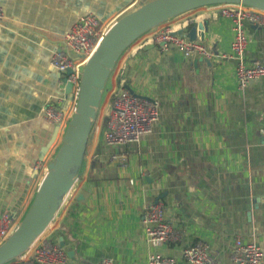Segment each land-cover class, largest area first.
<instances>
[{
    "label": "crops",
    "instance_id": "1",
    "mask_svg": "<svg viewBox=\"0 0 264 264\" xmlns=\"http://www.w3.org/2000/svg\"><path fill=\"white\" fill-rule=\"evenodd\" d=\"M159 1L0 0L6 15L0 25V218L7 214L21 224L62 146V131L49 144L65 127L49 124L41 112L62 99L61 109L72 114L67 75L50 66L65 33L86 14L112 26ZM221 15L219 6H208L164 23L208 46L212 58L185 57L175 46L163 52L150 34L125 50L106 84L73 189L42 234L63 249L65 264L104 258L152 264L156 256L189 264L182 249L202 240L221 264H236V238L255 240L264 254V78L238 89L237 59L223 57L232 54L234 23ZM244 24L246 60L264 65V27ZM125 83L159 102V120L139 142L108 145L111 95ZM156 202L181 234L160 246L144 224L145 209ZM19 259L5 264H23Z\"/></svg>",
    "mask_w": 264,
    "mask_h": 264
},
{
    "label": "built area",
    "instance_id": "2",
    "mask_svg": "<svg viewBox=\"0 0 264 264\" xmlns=\"http://www.w3.org/2000/svg\"><path fill=\"white\" fill-rule=\"evenodd\" d=\"M218 6L221 16L231 19L234 23L232 54L230 57H223L237 59L235 80L238 89L243 92L252 81L264 78V65L258 61L249 63L244 55L250 42L244 22L248 21L251 25L264 27V11L243 4ZM5 17V11L0 6V25L4 23ZM110 28L111 26L102 24L94 14H86L65 33L62 46L51 54L50 66L60 73H65L67 82L72 84V114L69 115L61 109L60 104L63 101L61 99L56 103L48 102L43 107L41 112L43 120L57 128L63 126L67 130L77 108L85 65ZM153 30L150 34L151 39L163 52L175 46L185 57L193 54L207 58L214 57L208 46L197 41L185 40L166 25H160ZM70 70L72 73L68 75ZM109 111L104 141L113 146L139 142L143 135L152 132L153 124L159 120V102L148 95L139 94L127 84L111 95ZM66 130L58 131L65 134ZM36 170L39 179L43 176V169L38 165ZM144 224L146 235L155 246L173 242L181 236L180 231L167 219V211L161 202L153 203L145 209ZM17 228L16 221L9 215L0 218V246ZM181 253L189 264H221L218 252L204 240L182 249ZM231 258L236 264H263L264 254L255 240L245 242L242 238H236ZM18 259L23 264H65L67 256L60 246L49 242L47 237L41 235ZM173 263V260L160 256L152 260V264ZM100 264H113V262L109 258H104Z\"/></svg>",
    "mask_w": 264,
    "mask_h": 264
},
{
    "label": "water",
    "instance_id": "3",
    "mask_svg": "<svg viewBox=\"0 0 264 264\" xmlns=\"http://www.w3.org/2000/svg\"><path fill=\"white\" fill-rule=\"evenodd\" d=\"M223 4H243L264 11V0H160L123 16L111 26L85 65L75 114L32 207L16 231L0 246V264L24 254L45 232L58 207L71 193L84 160L88 135L96 119L103 91L125 50L145 33L172 18L199 8ZM198 29L204 31L203 24ZM196 34L195 28L192 31L193 40ZM71 73L70 70L67 74ZM71 90L72 84L67 82V93ZM57 134L58 130L49 146Z\"/></svg>",
    "mask_w": 264,
    "mask_h": 264
},
{
    "label": "rangeland",
    "instance_id": "4",
    "mask_svg": "<svg viewBox=\"0 0 264 264\" xmlns=\"http://www.w3.org/2000/svg\"><path fill=\"white\" fill-rule=\"evenodd\" d=\"M216 6H218V5H216ZM191 12V11H190ZM185 14V13H184ZM183 15V14H182ZM182 15H179L180 17H182ZM161 25H164V23L163 24H161ZM154 30L152 29V30H150V31H148L147 33H145L144 35H146V34H151L152 32H153ZM143 35V36H144ZM142 37V36H141ZM140 37V38H141ZM119 62H120V60H119ZM113 75H114V72H113V74L109 77V79H108V82L111 80V78H113ZM105 98H106V88H105V90L103 91V95H102V99H101V102H102V100H105ZM54 158H55V156H54ZM53 158V159H54ZM52 159V160H53Z\"/></svg>",
    "mask_w": 264,
    "mask_h": 264
}]
</instances>
